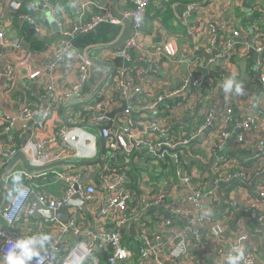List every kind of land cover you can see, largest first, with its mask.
I'll return each instance as SVG.
<instances>
[{
  "label": "built area",
  "instance_id": "built-area-1",
  "mask_svg": "<svg viewBox=\"0 0 264 264\" xmlns=\"http://www.w3.org/2000/svg\"><path fill=\"white\" fill-rule=\"evenodd\" d=\"M39 1L49 15L56 16L53 0ZM212 1L186 4L185 19L201 12ZM249 1L264 19V6H261L264 0ZM125 2L132 7L123 8L120 14L130 22L131 34L118 53L125 64L132 61V52L138 53L136 60L150 63L155 51L159 53L160 50L157 48L151 52L139 37L151 0ZM72 5L78 25L61 33L64 40L54 49L52 61L42 66L45 76L41 90L45 104L40 102L29 107L25 102H17V119L19 122L37 119L33 126L36 134L31 132L25 145L21 146L11 134L14 121L0 115V134L4 137L0 169L18 153H22L33 168L57 161H85L96 157L95 136L81 128L61 124L49 135L37 136L46 128L50 129L49 121L55 110L87 101L105 77V71L87 58L88 50L73 49L69 39L75 34L93 33L101 24H120L109 9L94 4L92 0H72ZM0 7L4 8L1 2ZM6 7L9 12L18 13L21 3L11 1ZM227 11L228 6H225L221 15ZM21 19L37 34L45 33L31 17L26 15ZM10 29V19L3 16L0 20V46L21 51L22 40L5 38ZM210 32L213 36L217 31ZM220 32H217L219 50L216 60L229 61L237 48L235 40H240L246 30L231 29L229 37H222ZM199 41L195 36L194 43ZM251 49L257 56L256 68L264 71V33L254 32ZM96 69L90 91L84 95L83 90ZM130 70L127 66L116 68L111 82L95 101L70 110L73 117L78 116L74 122L88 124L99 131L103 147L111 151L103 155L104 164L86 166L88 171L76 170L78 166L75 170L62 167L27 173L20 168L2 177L0 258L11 247L10 239L14 242L25 237L16 232L23 221L24 228L33 226L37 231L35 247L41 249L40 256L33 257L27 264H74L78 258L80 264H223L221 260L227 262V256L236 254L239 247H243L245 253L241 264H264L255 253L260 238L251 224L261 226L264 234V119H261L264 117V101L261 96H255L254 112L250 106L238 112L226 106L217 112L213 106L207 105L203 108L202 124L195 133L184 129L173 133L169 131L167 121L152 115L180 94L187 93L190 100L196 101L204 83L203 76L188 72L179 88L132 104V98L140 88L133 84ZM4 71V94L10 96L16 87V66L8 64ZM56 80H60L61 90H56ZM115 100L122 104L121 112H112ZM164 110L166 118L181 119L182 111L171 106ZM136 114L141 122H145L144 129H139L130 117ZM230 123L234 127L227 129ZM207 129L212 130L208 132L211 134L195 143L196 137ZM85 132L90 134L91 142L81 138V133ZM228 143L231 149L226 151ZM117 151L141 171L136 182L123 171L125 167L113 168ZM202 167H209L208 172ZM91 172L96 173V186L89 182L75 190L82 176ZM16 173L21 175L26 194L15 197L13 192V199H9L12 176ZM48 177L63 184L59 198L51 196L45 189ZM237 187L249 188L251 197L246 202L237 197ZM76 194L86 203L85 213L70 209L65 222L32 217L37 206L56 212L63 202ZM79 213L85 215V220L87 216L98 219L99 228L88 231L85 220L76 218ZM43 235H49L50 239H43ZM61 235L71 236L73 243H68ZM28 236L33 235L29 233ZM227 245L228 250L225 249Z\"/></svg>",
  "mask_w": 264,
  "mask_h": 264
},
{
  "label": "crops",
  "instance_id": "crops-1",
  "mask_svg": "<svg viewBox=\"0 0 264 264\" xmlns=\"http://www.w3.org/2000/svg\"><path fill=\"white\" fill-rule=\"evenodd\" d=\"M11 1H19L21 3V9L18 13L8 11L6 6ZM92 1L94 4L97 3L99 6L109 9L111 14H113L111 9L112 0ZM125 1L116 0V11L118 14L121 13L123 8L132 7L126 4ZM192 1L200 2L202 0H151L143 18L142 32L139 39L144 47L149 48L151 52L157 48L160 52L157 53L155 51L150 63L136 60L138 53L132 52V61L127 64L132 70L131 80L133 84L140 88V92L132 98V104L145 102L158 94L179 88L183 77L188 72L203 76L204 82L207 83L208 87L201 88L198 91L196 95L198 99L196 101L190 100L187 93L180 94L161 106L152 115L156 119L161 120L162 118L163 122L167 121L169 131L173 133L181 129L195 133L198 126L202 124L203 108L207 105L213 106L217 112L222 111L226 106L233 108L234 112L250 106V110L254 112L255 96H261L264 101V71L256 68L258 66L255 60L257 56L251 49V40L254 32L262 31L264 33V19L254 10L249 0H213L201 12L192 14L188 19H185V6ZM0 2L4 7H0V20L4 16L11 21V29L5 38L7 40L20 39L23 41V49L21 51L6 52L0 56V66L3 70L4 66L8 64L16 66L17 82L12 95L6 96L4 94L5 86H3L0 89V96L8 109L17 115V102H25L29 107H35L38 103L45 102L46 99L43 100L44 92L41 90L44 86L45 76L42 66L52 61L54 49L64 40L61 33L63 31H71L78 24L72 0H53L56 10V16L54 17L48 14L47 9L42 6L39 0H0ZM225 6H228V11L221 15V11ZM261 6L263 7L264 3ZM2 10L3 12L1 13ZM26 15L31 17L35 24L44 30V34H38L39 38L29 35L28 31L31 26L21 19V16ZM125 27V24L121 21L119 25H99L94 32L98 39V45L94 47L114 44L123 33ZM231 29L237 31L246 30V32L242 34L240 40H235L237 48L229 61L216 60L219 50L217 32L221 30L220 34L222 37H229ZM211 30L217 32L212 36ZM195 36L199 37L200 41L198 44L194 43ZM118 51L99 53L97 57L102 62L115 64L116 68L126 66ZM204 55L211 57L212 60L210 59V62L207 61ZM99 69L105 71L103 68ZM96 71L97 69L93 71L88 86L93 83L92 80ZM207 76L208 79L206 80L205 77ZM229 78H234L235 82L243 85L242 95H236L234 91L229 94L224 92L223 82ZM59 81L56 80V90H61ZM88 86L83 90L84 95L89 93ZM234 87L235 84H233ZM167 106H171L176 111H182L181 119L174 118L171 120L166 118L163 112ZM63 107L52 113L49 121L50 129L46 128L44 131L39 132L37 134L38 138L47 136L56 127L66 124L62 115ZM112 107V112L116 110L121 112L123 109L122 104L117 100L112 104ZM1 114L3 115L4 112L0 106ZM72 114L73 112L70 113V110L67 111L69 122H74ZM3 116L6 118L5 115ZM130 117L138 119L136 124L139 129L146 127L145 122H141L137 114L130 115ZM36 121L37 119L31 122H20L26 123V126L14 128L11 133L12 136L20 143L30 126L31 132L36 134L33 129ZM233 127L234 124L231 125L230 129ZM211 131L210 129L203 131L196 137L194 142L198 143L203 138L206 139L211 134L208 132ZM81 138L91 142L90 134L87 132L81 133ZM3 141L4 137L0 134V150L3 149ZM229 143L226 151L231 149ZM95 146L97 152V141ZM88 167L79 166V169H76L78 168L76 166L71 168L88 171ZM20 168H22L21 164L17 163L12 170H19ZM202 170L208 172L209 167H202ZM91 182L96 186V182ZM47 188L48 193L53 197L59 198L62 195L61 183L51 177H48ZM236 191L237 197L245 199V202L248 197H251L250 190L247 187H237ZM84 223L87 224L88 231H93L99 228L100 225L98 219L95 217L90 219L88 216ZM6 229H9L8 226ZM253 229L259 233L260 238L255 253L264 262V234L254 227ZM31 230V227L28 226V228H24V231L17 228L16 232H20V235L26 237L29 233L31 234ZM62 238L68 243H73L74 241L69 235ZM228 248L227 245L225 249L228 250ZM221 262L223 264L227 263L225 260H221Z\"/></svg>",
  "mask_w": 264,
  "mask_h": 264
},
{
  "label": "water",
  "instance_id": "water-1",
  "mask_svg": "<svg viewBox=\"0 0 264 264\" xmlns=\"http://www.w3.org/2000/svg\"><path fill=\"white\" fill-rule=\"evenodd\" d=\"M111 9H112L113 16L116 19H118L119 21H121L123 24H125V26H126L123 33L120 35V37L116 40V42L114 44L109 45V46L91 48L88 50V52L86 54L87 58L91 61V63L94 66H96L98 68H103L105 70V77L102 80V82L100 83V85L94 90V92L91 94V96L89 97V99L87 101L82 102V103H71V104L65 105L62 108L63 119H64V122L68 126L81 128L83 130L90 132L91 134H93L95 136L96 141H97V153H96L95 159L85 160V161L63 160V161H57V162L51 163V164L43 166V167L33 168V167L29 166L26 157L22 153H18L13 159H11L8 162V164L4 168L0 169V197L2 194V185H3L2 177L4 175L8 174L17 163H20L22 169L24 171H26L27 173H37V172L48 171V170H52L55 168H61V167L94 166L97 164H104L105 163V157H103V150H102V139H101L99 131L96 128H94L88 124H85V123L69 122V120L67 118V111L73 109L77 105L91 104L93 101H95L97 99L98 96H100L102 91L108 86V84L111 82V80L114 76V72L116 70L115 64L102 62L98 59L97 55L99 53H105V52H109V51H113V50H119L131 34V32H130V26L131 25H130V22L128 20L124 19L120 14L117 13V11H116V0H112ZM248 15H249V12H248ZM28 33L30 36H34L35 38H39L38 34L35 32V30L33 28H30ZM15 51L16 50L13 48H2L0 46V56L6 52H15ZM204 56L206 57L207 61H209L211 59V57L209 58L206 55H204ZM127 64L128 63H126V66H127ZM127 67L131 68L130 66H127ZM4 74H5V71L0 66V75H1L0 89L3 88L4 83H5ZM89 88H91V87L88 86V92L90 91ZM0 106L4 112L3 115H5L9 120L14 121V128L26 126V123H20L19 120L17 119V115L8 109L7 105L2 100L1 96H0ZM138 116H139V114H138ZM74 118L78 119V116L75 115ZM261 118L264 119V117H261ZM30 134H31V126L28 127L26 135H24L22 137L21 142H20L21 146L25 145ZM95 179H96V173L95 172L88 173V174L82 176L81 180L79 181V183L74 188H75V190H78L79 186H82V185L89 183L91 181L95 182ZM32 200L35 201V198L33 196H32ZM73 208H75L80 213L86 212V203L77 194L74 195L73 197L69 198L65 202H63L60 209L56 212H51V211L46 210L45 208L37 206L36 209L34 210L32 217L34 219L41 217L45 220L55 219L59 222H65L66 219L68 218V212L70 211V209H73ZM251 224L255 229L260 230V231L263 230V228L256 223L252 222Z\"/></svg>",
  "mask_w": 264,
  "mask_h": 264
},
{
  "label": "clouds",
  "instance_id": "clouds-1",
  "mask_svg": "<svg viewBox=\"0 0 264 264\" xmlns=\"http://www.w3.org/2000/svg\"><path fill=\"white\" fill-rule=\"evenodd\" d=\"M233 84H235L234 88ZM222 87L226 94L233 91L236 95L243 94V85L235 82L234 78L226 79ZM12 183V191L8 193L9 199H13V192L15 193V197H22L26 194L21 185V175L19 173L12 176ZM43 239H50V236L43 235ZM9 243L11 247L7 250L6 255L0 258V264H27V262L32 261L33 257H39L41 254V249L35 247L38 243L36 235L17 238L14 242L10 239ZM235 253L234 255L229 254L227 256V264H241L245 260L243 247L237 248ZM74 264H80L79 258L74 261Z\"/></svg>",
  "mask_w": 264,
  "mask_h": 264
},
{
  "label": "trees",
  "instance_id": "trees-1",
  "mask_svg": "<svg viewBox=\"0 0 264 264\" xmlns=\"http://www.w3.org/2000/svg\"><path fill=\"white\" fill-rule=\"evenodd\" d=\"M192 2H194V1H192ZM192 2H189V3H192ZM85 17H88V15L85 14ZM31 28H32V26H31ZM259 32H262V31H259ZM69 44L75 50H89L92 47L98 45V39L94 35V32L93 33H84V34H75L72 38L69 39ZM131 60H132V58H131ZM130 72H132V70H130ZM249 72H251V71H249ZM205 78L207 80L208 76L205 77ZM207 87H208L207 83L204 82L203 85H202V88H207ZM133 119H134V121L138 120L136 118H133ZM230 128H231V123L228 125L227 129H230ZM103 145H104V143H103ZM103 145H102L103 155L107 154L108 152H111V151H107V149H105L103 147ZM238 157L241 158V155H239ZM129 160H130L129 158H124L123 154L120 153L119 151H117L116 152V156H115V158L112 161V163H113L112 165H114L113 166L114 169H122L123 167H125L126 169H124L123 171H126V173L131 177L132 181L136 182L138 180V178H139L138 175H139V173L141 171L139 170V168L130 165V163H128ZM61 186H62V189H63L64 186H63L62 183H61ZM11 187L13 188V185ZM45 189L48 191L47 186L45 187ZM31 221H34V219L31 218ZM21 224H23V225L20 227V229L22 231H24L25 222L21 221ZM3 227H7V225L4 224Z\"/></svg>",
  "mask_w": 264,
  "mask_h": 264
},
{
  "label": "rangeland",
  "instance_id": "rangeland-1",
  "mask_svg": "<svg viewBox=\"0 0 264 264\" xmlns=\"http://www.w3.org/2000/svg\"><path fill=\"white\" fill-rule=\"evenodd\" d=\"M84 217H85V215L79 213L76 218L78 220H84ZM30 227L32 229L31 235H35L37 233V231L34 229L33 226H30Z\"/></svg>",
  "mask_w": 264,
  "mask_h": 264
}]
</instances>
